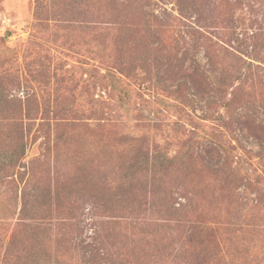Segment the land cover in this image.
Masks as SVG:
<instances>
[{
    "label": "rangeland",
    "instance_id": "374dc122",
    "mask_svg": "<svg viewBox=\"0 0 264 264\" xmlns=\"http://www.w3.org/2000/svg\"><path fill=\"white\" fill-rule=\"evenodd\" d=\"M110 1L106 9L114 7L124 23L122 40L134 42L131 51L125 47L123 55L132 58L128 78L141 97L135 104L137 115L155 122L154 132L134 147L132 143H118L101 126L104 107L100 106L98 113L92 115L91 107L83 101L90 96L100 103L108 102L116 119L114 124L122 123L123 128H129L106 85L78 86L69 81L70 69L76 67L81 77L79 68L87 67L81 64L80 55L49 44L27 52L35 33L33 23L38 2L0 0V52L7 53L1 81L13 86V80L21 79V90L16 89L13 95L25 98L35 90L37 97H42L27 67V63L35 61L38 71H43L38 74L39 80L50 69L66 75V81L55 86L59 90V97L55 96L59 104L69 108L76 98L80 106L74 119L73 114L60 111L61 116L77 122L75 126L79 123L80 128L68 130L67 137L51 147L46 156L42 140L31 141L24 163L37 159L33 180L38 190L20 180L16 185H0V264L22 213V190L30 197V203L36 200L40 213L35 217L27 210L21 215L26 256H22L19 264H83L81 248L72 240L75 233L70 225L76 220L80 226V246L88 247L92 254L86 258L88 264H104L106 260L99 257L102 252H107L115 264L120 260L134 264L192 263L203 252L209 254L213 264H264V178L257 186H248L257 175L264 174V85L250 94L245 92L229 115L221 102L232 92L230 86H237L235 79L231 77L220 92L223 62L227 64L233 57L225 48L236 59H247L255 45L261 43L264 58V0ZM40 2L46 8H58L64 0ZM203 28H208L216 38L203 33ZM218 117L224 119L221 125L227 134H232L228 141L235 168L234 189L220 190L222 176L215 170L224 161L225 153L206 141L204 144L214 148L207 164L187 163L167 175H155L164 180V193L178 198L177 209L186 202L180 195L193 197L191 210L181 218L177 211L172 216L141 214L139 219H134L142 224L141 230L150 234L142 236L124 222L114 229L110 225L111 229L102 233L101 239L103 230L94 221L93 210L100 212L102 205L95 201L94 195L113 201L117 192L111 183L106 186L105 177L119 180L124 162L141 148L163 150L169 156L179 153L187 160V152L198 146L193 140L195 135L205 124H218L215 121ZM4 118V114L0 115L3 132L6 131ZM253 132L261 138V145ZM78 182L86 188V195ZM196 216L204 232L191 241L183 224L189 226ZM172 219L182 221V227H174Z\"/></svg>",
    "mask_w": 264,
    "mask_h": 264
},
{
    "label": "trees",
    "instance_id": "16d2710c",
    "mask_svg": "<svg viewBox=\"0 0 264 264\" xmlns=\"http://www.w3.org/2000/svg\"><path fill=\"white\" fill-rule=\"evenodd\" d=\"M36 1L38 4L33 23L35 33L32 35L27 52L31 48L49 44L56 49H66L72 54L80 55L82 57L81 64L87 67L79 68L82 70L79 73L81 77L77 75L76 67L69 70V81L71 84L78 86L81 83L106 85L110 93L115 97V106L117 110L122 112L126 122L129 124V128H123L125 126L122 123L114 124L116 119L111 115L113 112H111L108 102L100 103L95 97L86 96L83 101L87 102L91 107L89 114L95 115L98 113L100 106L104 107L101 126L108 132V135L113 136L114 140L118 143H132L131 147H134L138 142L144 143L142 141L145 140L148 133L154 132L152 128L154 121L150 118L142 120V115H137L135 104L137 99L141 97L128 78L131 70L129 63H132V58L126 59L123 55L125 47L130 48L131 51V44L134 42L133 39L128 41L122 40L121 28L124 26V23L120 20L118 14L116 15L114 7L106 9L107 4H111V1L64 0L63 4H60L58 8L52 6L46 8L44 4H39L40 0ZM203 33L209 36L212 35L208 28L204 29ZM212 37L214 38L215 36L212 35ZM208 38L211 41L214 40L210 37ZM220 41L222 42L221 39ZM262 46L261 43L255 45L247 59H243L242 57L236 59L234 53L225 48L227 54L233 57L227 64L223 62L225 70H223L222 77L220 78V92L222 87L228 85L231 77L237 82V86H230L232 92L229 94V97L228 95L225 96L221 102L222 108L228 115L233 112L245 92L249 91L250 94L256 91L259 86L264 85V67H262L264 58L262 57V49H260ZM6 57L7 53L1 51L0 76L5 74L2 65ZM27 67L32 79L40 87V91L42 92V97L40 98L37 97L35 90L27 94L25 98L15 96L13 95V91L16 89L21 90L22 80H13V86H9L1 81L0 78V115L4 114V121H6V131L0 130V185H16L20 180L22 182L25 181L33 190H38L35 188V180H33L35 165L38 162L37 159L24 163L31 141L41 139L44 156H46L50 152L51 147H54L57 143H61L67 137L68 130L75 127L80 128L79 123L75 126L77 122L72 121L70 118L68 121L66 116H61L60 111L65 115L73 114L74 119L80 110V106L77 105L79 100L76 98L72 101L69 108H65V106L59 104V90L55 86H59L66 81V75L62 74L60 70H47V75H43V79L39 80L38 74L43 71H38L36 62L27 63ZM241 69L243 70L241 71ZM102 71L105 72L102 73ZM56 95L58 97H55ZM150 113L152 112L150 111ZM215 121L218 124H214V126L205 124L200 129V132L195 135L193 140L196 144L198 143V146L195 150L187 152V160H184L179 153L169 156L163 150L152 151L141 148L137 149L136 154L130 156L124 162L122 167H125V169L119 180L117 178L116 180H110L111 176L105 177L107 180L106 186L111 183L117 192L113 201L107 200L103 195H94L97 199L95 201L102 205L100 212L95 208L93 210L94 221L100 225V230H103V232H100L101 239L102 233L111 229L110 225L114 229L120 227L124 222L127 223V228L139 230L142 236L150 234L141 230L142 224L138 223V220H135L139 219L141 214L148 213L151 217L158 215L156 213L172 216L177 211L179 212L178 218H181L191 210L194 207L193 197H190V195H180V198H183L186 202L180 206L182 208L177 209L175 205L178 198L166 195L163 191L164 180L162 177L157 178L155 175L159 173L167 175L177 169L184 168L187 163L199 161L201 165L207 164L206 161L209 160L214 148L210 144H204L206 141L207 143L215 144L218 146V149L225 153L224 161L218 164L215 170L222 176L219 180L220 190L222 189V192H227L234 189L233 184L235 181L232 180L235 168L233 167L232 146L228 141L229 135L232 134H227L223 129L221 125L224 122L223 118L218 117ZM253 133L261 145V138L257 133ZM152 137H155V135L152 134ZM139 154L142 155L140 158L137 156ZM122 167L120 168L122 169ZM262 178H264V174L257 175L255 182H248V186L250 188L257 186L256 183H261L260 179ZM78 185L82 188L84 195H86V188L81 186L79 182ZM260 194L258 192V195ZM35 198H37V194ZM22 199L24 201L22 213L28 210L29 212H33L35 217H38L40 208L37 209L36 200L30 203V197L23 190ZM22 213L19 216L17 228L12 233L11 240L5 250L2 264H19L22 256H26V248H23L21 238L24 227L21 217ZM128 215L135 219L130 220L131 218ZM108 216L111 218L109 219ZM104 218L107 221L103 220ZM172 221L175 222L174 225L176 226L174 227H182V221L177 219H172ZM199 224L200 219L198 216L189 225L191 228L183 224L186 227L185 233L191 238V241H195V237L204 232V228ZM71 225L70 227L75 233L72 240L78 244L83 254L82 258L79 257L83 264H88L89 262L86 258L88 256L91 257L92 254L87 250L88 247L80 246L82 245L81 234L79 233L80 226L77 225V220ZM36 232L38 234V231ZM100 244L101 240L98 245ZM98 249L99 247L96 249V252ZM99 257L106 260L104 264H115L108 257L107 252H102L99 254ZM194 259L193 262L191 261L193 264H213L207 252L198 254L197 260L196 258ZM192 263L186 262L184 264ZM119 264L134 263L120 260Z\"/></svg>",
    "mask_w": 264,
    "mask_h": 264
}]
</instances>
